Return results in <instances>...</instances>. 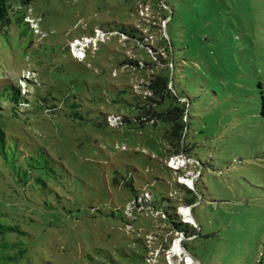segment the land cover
<instances>
[{
	"label": "rangeland",
	"instance_id": "rangeland-1",
	"mask_svg": "<svg viewBox=\"0 0 264 264\" xmlns=\"http://www.w3.org/2000/svg\"><path fill=\"white\" fill-rule=\"evenodd\" d=\"M24 13L38 31L0 22V98L25 93L5 128L35 168L0 158V224L15 228L0 264H264V0H33ZM131 27L142 41L114 31ZM183 98L186 154L171 122H105ZM143 194L200 230L192 256Z\"/></svg>",
	"mask_w": 264,
	"mask_h": 264
},
{
	"label": "trees",
	"instance_id": "trees-1",
	"mask_svg": "<svg viewBox=\"0 0 264 264\" xmlns=\"http://www.w3.org/2000/svg\"><path fill=\"white\" fill-rule=\"evenodd\" d=\"M15 1V0H13ZM33 0H19L20 5L17 10L14 11L13 16L11 15V8L13 7L12 0H0V22L1 25L11 23L12 21L16 22L17 24H24L28 25V23L24 20L25 13L24 9L32 2ZM168 21V20H167ZM101 29V28H100ZM130 30L127 31L125 28H122L121 30H114L118 33L126 36L134 38L138 41H142V37L139 36L138 30L134 27L129 28ZM103 30V29H101ZM108 31V30H104ZM164 47L166 51L168 52V57L170 60V65L167 68L171 70L174 68L173 65V47L172 43L169 41L168 37L166 36L163 39ZM147 46V45H146ZM130 63H135L134 60H128ZM168 81L170 83V87L167 89L168 93L171 96H175V98H182L176 95L174 88H173V82L172 78L168 77ZM259 86H261V83H259ZM134 93V92H133ZM257 93L260 94L259 100L261 104L260 108V115L264 117V89L261 88ZM135 94V93H134ZM24 95L25 93L22 92L20 86L15 84H10L6 86L1 96V103H0V158L6 162V164L9 165V168H12L13 171H16L18 168H25L28 166V168H35L33 164L28 163L26 160V156L22 153H17L13 146L9 144V140H13V137H8L7 130L5 128L6 123L5 120L14 114V105L19 106L22 105L24 102ZM136 95V94H135ZM152 101H154L152 98H150ZM184 99V102H182V105L185 106V108H180L176 106H172L171 108H162V107H154L148 104L145 101H141L144 103L143 106L139 107L140 111L137 117L128 119L121 115H107L105 117V122L107 125L109 124L111 118H113L117 123L125 122V121H133L135 125L138 126H145V122L149 120H160L165 122H171L173 123L172 126V133L176 138L177 144V152H186L190 150L191 145H186V136H187V130H188V110H187V104L188 99ZM162 102H158L157 105H162ZM184 117V120H183ZM136 122V123H135ZM197 162L202 165L200 161L197 160ZM195 189L191 190L189 189V192L193 195V198L190 200V203L194 202L195 194L193 193ZM145 197L141 198L142 204H148L150 208L154 210H161L167 218V221L171 223L172 227L185 236V240L182 241V248L186 253L189 254V252L186 249L185 241L187 240H194L200 235V230H193L192 226H188L186 223H183L181 221H178V216L174 211L173 217L168 214V212L165 210L164 206L161 203V206L157 207L154 203L155 201L152 199L153 196L150 194H143ZM164 200V198H162ZM193 216V215H192ZM15 229L11 226H6L0 224V236L3 235L6 231ZM192 230V231H191ZM2 242L0 241V248L2 247ZM190 255V254H189ZM192 256V255H190ZM144 257V256H143ZM198 264L199 261L192 256ZM5 257L2 256L0 253V259H3Z\"/></svg>",
	"mask_w": 264,
	"mask_h": 264
},
{
	"label": "built area",
	"instance_id": "built-area-1",
	"mask_svg": "<svg viewBox=\"0 0 264 264\" xmlns=\"http://www.w3.org/2000/svg\"><path fill=\"white\" fill-rule=\"evenodd\" d=\"M25 21L29 23L31 28L34 31L37 30V25L31 18H28L25 16ZM104 33L97 32L94 34V36L85 38V40H75L73 43L70 44L69 51L73 57H75L78 60H81L85 55V49L89 46V44L92 46H95L99 44L101 41H103ZM176 163L174 161H170V165L174 166ZM177 165V164H176ZM191 184V180H189L188 185Z\"/></svg>",
	"mask_w": 264,
	"mask_h": 264
},
{
	"label": "bare ground",
	"instance_id": "bare-ground-1",
	"mask_svg": "<svg viewBox=\"0 0 264 264\" xmlns=\"http://www.w3.org/2000/svg\"><path fill=\"white\" fill-rule=\"evenodd\" d=\"M187 182H189V180Z\"/></svg>",
	"mask_w": 264,
	"mask_h": 264
}]
</instances>
